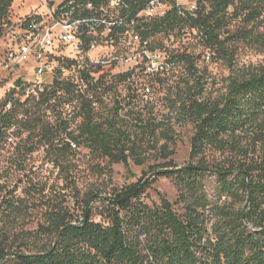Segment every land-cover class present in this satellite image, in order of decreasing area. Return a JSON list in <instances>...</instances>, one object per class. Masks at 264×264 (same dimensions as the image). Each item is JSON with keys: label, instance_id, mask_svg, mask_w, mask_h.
Wrapping results in <instances>:
<instances>
[{"label": "trees", "instance_id": "obj_1", "mask_svg": "<svg viewBox=\"0 0 264 264\" xmlns=\"http://www.w3.org/2000/svg\"><path fill=\"white\" fill-rule=\"evenodd\" d=\"M75 1L99 6L107 0ZM125 2L124 10L130 15L145 0ZM195 2L193 12L180 15L172 7L164 16L143 23L142 38L154 41L184 30L196 32L204 49L230 59L228 42L246 39L248 32L226 36L229 18L253 22L264 14V0L241 2L240 7L236 0ZM10 4L11 0H0V19L7 15ZM259 41L264 42V37ZM155 44L161 49L160 42ZM195 61L190 53H171L165 67L185 66L197 84ZM114 77L117 81L130 78L128 73ZM103 82L92 85L91 99L77 98L72 84L55 79L37 98L3 100L0 145L10 130L17 136L27 132V139L35 138L34 145L44 147L57 165L70 153V144L83 146L113 164L127 165L135 147L122 141L126 136L118 126L117 113L99 120L94 112L100 92L110 89ZM73 102L78 104L74 118L81 121L76 130L69 131L61 108ZM8 103L11 110L3 113ZM175 107L176 114L194 126L190 162L159 173L176 186V202L161 197L158 204H149L150 186L138 180L113 189L99 200L95 212L83 210L80 220L63 207L54 208L36 233L47 237L48 243L34 253H22L1 240L0 264H264V72L230 78L218 101L189 94L179 98ZM142 129L153 130L150 124ZM208 149L226 155L225 164L210 166L203 158ZM209 176L215 177L212 195L205 186Z\"/></svg>", "mask_w": 264, "mask_h": 264}, {"label": "rangeland", "instance_id": "obj_2", "mask_svg": "<svg viewBox=\"0 0 264 264\" xmlns=\"http://www.w3.org/2000/svg\"><path fill=\"white\" fill-rule=\"evenodd\" d=\"M61 1L11 0L6 14L16 20L42 10L44 2L50 6ZM236 1L240 7L241 2L254 0ZM182 2L192 4L195 0ZM241 31L248 32L246 39L239 38L227 44L232 48L230 59L204 49L196 32L184 30L152 40V46L157 50L158 66L165 64L171 53L192 54L196 58L197 84L191 81L183 65L154 72L137 71L135 66L140 59L135 53L136 47L127 40L119 48L118 55L123 62L118 68L114 65L109 70L107 76L110 78H106L103 84L110 89L103 92L94 105V112L99 120L114 117L117 113L118 126L126 136L122 141L127 147H135V153L128 155L127 165L113 164L83 146L71 147L70 153L57 165L44 153V147L34 145L35 138L27 139V132L17 136L8 131L0 145V241H6L13 251L34 253L48 243L47 237L36 233L45 223L49 211L63 207L74 219L80 220L83 210L90 208L95 212L99 200L107 197L113 189L138 180L150 186L147 189L149 204H158L161 197L176 202V186L170 178L159 173L178 169L190 162L194 126L176 114L175 102L189 94L204 101H218L225 94L230 78L264 72V42L259 41L264 37V14L253 22H247L243 17H230L226 36ZM155 41L162 44L161 49L157 48ZM126 73L130 78L125 81L111 78ZM69 109L78 112V104L72 103ZM75 116L70 119L69 131L80 125L81 119ZM48 121L52 123L53 119L48 118ZM145 124H150L153 130L143 131ZM30 148L35 150L29 152ZM203 158L212 167L226 162V155L213 149H208ZM205 186L212 195L215 177L209 176ZM94 219L99 220L96 216Z\"/></svg>", "mask_w": 264, "mask_h": 264}, {"label": "built area", "instance_id": "obj_3", "mask_svg": "<svg viewBox=\"0 0 264 264\" xmlns=\"http://www.w3.org/2000/svg\"><path fill=\"white\" fill-rule=\"evenodd\" d=\"M172 7L183 15L185 11H195L196 2L145 0L129 15L124 10L125 0H107L99 6L63 0L50 6L44 2L42 10L16 20L8 15L2 17L0 101L37 98L55 79L72 84L77 98L91 99L92 85L110 78L107 75L112 66H121L123 59L118 52L127 40L136 47L140 59L137 71L164 70L165 64L157 65L152 40H144L141 30L143 23L164 16ZM69 106L64 104L61 109L70 124L77 112ZM10 110L8 103L2 112Z\"/></svg>", "mask_w": 264, "mask_h": 264}]
</instances>
